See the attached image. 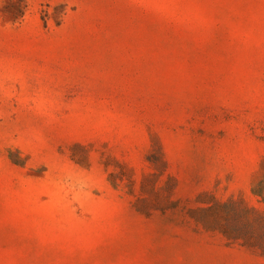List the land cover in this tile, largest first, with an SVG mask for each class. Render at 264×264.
Segmentation results:
<instances>
[{"label": "rangeland", "instance_id": "374dc122", "mask_svg": "<svg viewBox=\"0 0 264 264\" xmlns=\"http://www.w3.org/2000/svg\"><path fill=\"white\" fill-rule=\"evenodd\" d=\"M0 264H264V0H0Z\"/></svg>", "mask_w": 264, "mask_h": 264}]
</instances>
